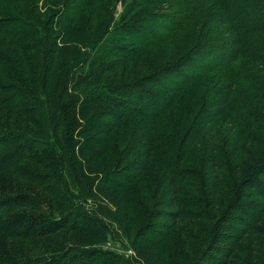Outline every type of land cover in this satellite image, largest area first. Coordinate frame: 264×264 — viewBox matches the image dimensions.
<instances>
[{
  "label": "rangeland",
  "instance_id": "374dc122",
  "mask_svg": "<svg viewBox=\"0 0 264 264\" xmlns=\"http://www.w3.org/2000/svg\"><path fill=\"white\" fill-rule=\"evenodd\" d=\"M142 1L146 0H33L29 5L30 20L35 26L49 30L50 40L57 43V51L38 54L37 60L55 59L50 86L57 87L54 91L57 95H52L60 97L68 120L58 124L56 133L44 134L54 150V160L46 161L43 167L36 161L21 165L32 168L34 175L49 176L47 184L55 179L53 196H48L52 202L50 212L55 218H67L69 224L54 234L29 241H8L17 244L7 248L9 255L0 259V264L71 244L99 250L97 264H264V160H254V153L258 154L261 148L246 136L252 132L248 124L253 118L243 128L246 133L240 132V127L230 123L240 114L239 108L230 107L211 124L205 109L223 92L220 71H211L196 88L188 93L183 90L173 102L148 79L155 72L150 71V66L156 64L157 70L187 53L191 49L189 39L200 27L179 29L166 35L168 38L160 44L126 59L121 58L124 49L135 46L131 42L119 41L116 48L108 51L104 48L119 33L121 19L131 4L138 6ZM170 1H160L167 13L172 11ZM80 2L82 7L77 12ZM230 4L214 5L216 8L202 30L201 39L208 48L215 49V45L229 38V21L233 19ZM153 6L161 7L158 3ZM246 12L240 11L236 19L243 20ZM3 16L14 14L7 5L0 4V17ZM162 21L172 25L170 20ZM148 25L144 24L147 33L159 29ZM126 34L131 36L129 31ZM165 34L163 31L162 35ZM11 44L0 34V48L14 50ZM109 55L111 59L107 58ZM36 64V69H32L36 73L35 88L26 87L34 99L41 101L49 95L41 85L47 72ZM188 67L179 70L193 72ZM173 77L164 78L168 88L181 78L179 73ZM88 82L114 88L129 82L143 83L152 96L148 95L147 107L130 94L115 95L113 106L101 102L89 104L82 92ZM258 85V90L246 89L253 106L264 95V81ZM238 98L231 102L233 106L240 105ZM1 101L7 105L10 100L2 97ZM52 112L55 117L60 115L54 105ZM204 112L205 126L209 128L192 144L195 123ZM32 125L11 106H0V135L4 130L20 133L35 130ZM246 138L253 154L242 152L236 160L232 153L234 145L237 139L242 143ZM241 149L246 150L244 143ZM59 156L64 162L56 165L61 163ZM214 156L219 163L217 167L210 161ZM147 161L148 166L139 172L136 167ZM60 174L64 176L65 187L62 178L60 183L56 179ZM166 177H176L178 181L176 187L183 204L176 208L181 213L176 221L156 217V199H161L169 189ZM18 191L39 189L32 182L0 173V194ZM73 226H79V230Z\"/></svg>",
  "mask_w": 264,
  "mask_h": 264
},
{
  "label": "trees",
  "instance_id": "16d2710c",
  "mask_svg": "<svg viewBox=\"0 0 264 264\" xmlns=\"http://www.w3.org/2000/svg\"><path fill=\"white\" fill-rule=\"evenodd\" d=\"M32 1L0 0V4L3 6L7 5L14 14L11 17H0V34L6 36L12 42L11 45H14V50L18 55L16 57L14 50L9 49L8 51L0 48V106L6 108L11 106L13 110L27 117L35 127L32 126L36 128L35 130H29V132L22 131L23 133L12 130L1 131L0 173H8L18 180L32 182L39 189V191H18L0 194V259L9 255L7 252L8 247L17 244L8 243V241H29L34 238L54 234L69 224L67 218H55L50 212L52 202L48 196H53L55 186L53 181L55 179H52L47 184L46 180L49 176L46 178L34 175L32 168L21 165L23 162L30 163V161H36L40 162V167H43L47 165L46 161L54 160V150L51 144L46 141L49 139L45 138L44 134L46 131L52 134L56 133L55 130L58 124L61 125L64 121L68 120L62 111L60 97L52 95L56 94L54 91L57 87L53 85V88H51L50 86L51 71L55 65V59L50 60L48 57L49 61H43L41 58L37 60L38 54L44 56L50 52L57 51V43L52 39V41L50 40L51 35L48 33L49 30L43 29L41 26H35L30 20L32 16L29 13V5ZM160 1L146 0L139 2L138 6L132 3L126 15L121 19L119 33L116 32V36L111 39V43H107L104 46L105 50H111L119 41L123 43L131 42L135 46L126 50L124 49L125 52L121 58L126 59L136 53L138 54L140 50L160 44L162 40L168 38L166 35L179 29L190 28V26L200 27L201 30L199 28L198 33L189 39L191 40V49L185 54L181 53L176 61L166 63L157 70L155 69L156 64H154L153 68L150 66V71L154 70L155 72L148 79L153 83V86L161 87L167 96L172 98L173 102L174 98H179L183 90L185 93H188L193 88H196L204 79L203 77L208 76L211 71H220L218 74L223 75L221 78L223 92L206 107L207 109L205 110L208 116L205 114L206 112L199 115L193 131L194 139L191 142L194 144V142L199 141L200 136L209 128L205 126L207 121L206 116L211 117L212 124L216 119L222 117L230 107H236L237 109L239 108L240 114L235 120H230V123L236 127H240L241 132L248 127L246 125L249 118H253L254 121L248 124L250 126L248 129L252 132L246 136L250 137L255 144L260 145L261 151L258 154L257 152L254 153L260 155L258 157L254 155V160L256 159L257 162L259 158V161L261 159L263 161L264 95L253 106V103L247 97L246 89L252 87V89L258 90L260 88L258 84L264 81V74H262L264 73V0H171L170 10L172 11L168 13L165 11V8L162 9L164 6H162L163 3ZM216 2H218V6L222 3H231L232 14L230 15L233 19L229 21L231 22L228 27L231 32L229 38H225L221 45L217 44L215 45L216 48L214 49L213 47L212 49V47L208 48V44L203 42L201 38L207 19H209L211 12L216 8L214 7ZM155 3H158V6L161 7L153 6ZM81 7L80 2L77 5L76 11L79 12ZM252 9L255 14H252ZM240 11L248 12L245 13L246 17L243 20L238 21L236 16H238L237 14ZM214 14L218 17L217 13ZM154 17L159 18V20L150 22L149 19ZM148 20L149 22H147ZM162 20H170V24L172 23V25H167ZM201 20L202 23L200 22ZM192 22H194L193 25H191ZM144 24H150L148 26H154L159 29H156L154 33H147L148 30L144 29ZM126 31H129L131 36L127 35ZM163 31L166 32L164 36L162 35ZM197 35L199 36L197 37ZM51 38L54 39V37ZM52 42L55 43V46ZM201 53H203L202 57H200ZM111 56L109 55L107 58L111 59ZM102 59L107 60L106 58ZM36 63H39L37 68L40 67L44 72H47L45 82H41V85L43 90L49 92V95L45 100L41 98V101L34 99V95L28 89L29 86L33 89L35 88L36 73L33 74L32 69H36L34 66H37ZM185 66L192 68L193 72L185 70L182 72V70H179ZM177 73H179L181 78L179 81L176 80L178 83L176 82L172 88H168V85L164 82V78L166 76L175 78L173 76ZM160 77L163 80L158 79ZM4 81H7V83H4ZM128 84L114 88L105 84L92 85L88 82L86 87L82 89V92L86 95V100L89 104L101 102L113 106L115 95L123 96L124 94H130L132 98H136L137 102L144 106L150 103L148 95L152 96V93L149 92L145 85H142L143 83L129 82ZM75 85H77V82ZM2 97L10 100L9 102L7 101V105H4L3 101H1ZM236 97H239L236 100H240V105L233 106L231 102ZM32 101L37 102L32 103ZM244 101L249 102L251 106L247 105ZM53 105L59 110L60 115L58 117H55L52 112ZM67 111L69 112V110ZM146 137L147 135L144 139ZM238 140L232 152L236 155V160L239 156L243 155L242 152H253L252 147L248 148L249 144L247 142L250 141L248 138L242 139V143ZM243 143L246 146V150L241 149ZM59 160L61 163H56V165L63 164L62 156H59ZM148 161L146 164L144 162L139 163V166L136 167L139 172L148 166ZM210 161L214 163L213 167L219 165L215 156ZM211 171L215 175L216 170L213 168ZM206 173L208 172L206 171ZM60 178L63 179V186L65 187L63 174H60V177L58 175L56 178L59 183ZM166 180L169 182V189L163 194L161 199H156L155 211L158 214L156 212L155 214L156 217H167L176 221L181 217V213L176 208H179V204L182 203L176 187L178 181L176 177H166ZM213 184L215 186L214 193H217L218 187L216 181ZM166 196L168 197L166 198ZM79 217L82 219L83 216L76 215V218ZM226 226L230 225L227 224ZM75 229L79 230V226ZM98 254L99 250L71 244L67 246L62 245L54 251L29 256L21 260L11 259L10 262L3 264H97L99 259ZM186 260L187 262L189 261V259Z\"/></svg>",
  "mask_w": 264,
  "mask_h": 264
}]
</instances>
